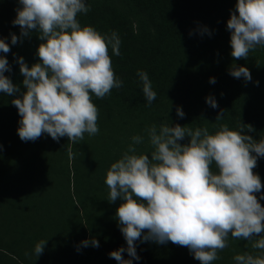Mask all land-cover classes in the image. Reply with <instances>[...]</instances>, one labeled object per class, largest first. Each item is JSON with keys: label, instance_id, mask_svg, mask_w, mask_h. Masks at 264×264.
Segmentation results:
<instances>
[{"label": "clouds", "instance_id": "obj_1", "mask_svg": "<svg viewBox=\"0 0 264 264\" xmlns=\"http://www.w3.org/2000/svg\"><path fill=\"white\" fill-rule=\"evenodd\" d=\"M18 2L13 24L20 27L22 37L35 31L43 41L36 52L39 62L29 67L22 57L16 58L25 89L11 101L20 116L19 138L35 141L46 133L54 141L67 137L75 144L85 133L97 134L98 109L92 94L104 98L113 88L123 86L109 56V46L114 55H121L118 34L101 35L91 26L82 27L77 16L89 11L84 0ZM226 28L231 56L247 59L251 50L264 46V0H236ZM18 40L10 34L12 45ZM9 51V44L0 39V52ZM7 71H11L8 61L0 56V93L11 96L20 88L4 75ZM229 74L252 79L248 68L235 64ZM137 75L150 105L157 94L146 72ZM209 82L214 84L215 78ZM205 101L218 107L211 95ZM176 114L185 115L180 107ZM222 115L223 111L216 119ZM242 126L254 131L251 125ZM244 130H230L225 124L209 134L207 128L154 124L146 130L150 155L137 154L136 145L143 143V137L133 136L127 150L111 163L104 181L109 202L122 201L116 218L127 245L111 251L110 257L118 264H132V259L139 260L136 241H170L186 247L200 264H212L218 259V250L228 247L229 235L236 240L255 238L252 248L264 250V207L254 195L261 192L262 185L253 172L257 158L264 157V139L254 140ZM185 137L188 143H180ZM69 156H73L71 149ZM45 242L35 245L36 257L43 253ZM81 245L99 247V242L84 240ZM124 252L132 259H124ZM233 259L236 264H264V256L247 252Z\"/></svg>", "mask_w": 264, "mask_h": 264}, {"label": "rangeland", "instance_id": "obj_2", "mask_svg": "<svg viewBox=\"0 0 264 264\" xmlns=\"http://www.w3.org/2000/svg\"><path fill=\"white\" fill-rule=\"evenodd\" d=\"M205 1L216 2L214 4L215 10L222 7V12L220 9L218 12L223 20L212 21L214 32L220 30L219 36L216 37L210 31V43L205 46L199 45L197 41L199 37L205 40L202 38L204 29L199 22L202 11L198 8H192L183 12V3L179 2V12L172 11L177 28L167 26L166 28L169 29L165 30L163 35L160 33L162 42L160 51L166 56L178 44V40L184 42V46L197 48L200 52L199 55L191 50V57L195 59L191 62L192 67L177 72V74L187 73L192 78L191 83H187V90L184 95L187 101L194 102V97L195 100L200 101L202 96L205 99L211 95L216 100L218 105L216 109H220V113L223 111V115L225 114L235 121L237 117L239 118V126L245 129L244 134L257 141L264 139V82L259 77L261 75L260 69L264 67V46H257L251 50L247 59L236 60L233 58L230 54V32L226 28V22L230 17V11H235L236 0ZM84 2L89 10L97 8L96 11L99 12V8H101L110 11L115 16L123 17L134 33L138 32V26L143 21L142 13L134 5L135 1L84 0ZM19 7L16 0H8L7 5L0 8L2 10L0 39H3L10 47L8 53L0 52V56L7 59L11 68V71L5 72L4 75L10 80L14 78L13 84L20 88V92L0 98V156L2 157L0 160V185L5 183L0 191V200L3 198V203L0 204V214L2 215L0 216V242L3 245L14 247L20 256L15 257L14 260L22 262L21 264H118L115 259L110 257L109 253L120 248L119 244L109 238L105 239L103 234H96L89 239V241L97 240L99 247H92L91 245L83 247L81 242L88 240V238H82L80 234L72 240L75 233H72L70 226L66 224V219L70 217L69 209L61 206L64 207V203L69 206L70 198L74 195L72 165L73 163L77 164L74 158H79L82 177L78 192L86 203L90 218H101L106 214L104 208L114 204L112 202L106 204L109 189L104 182L105 177L99 174V170L106 174L111 163L118 160L127 150L129 144L132 143L131 138L133 136L143 137V143L136 145L137 154L150 155L152 149L148 144L146 130L154 124L157 126L169 124L171 126L173 122L167 123L166 120L162 119L163 107H155L152 110L141 109V113H138L139 110L131 112V109L127 108L128 104L134 100L141 101L142 107L144 103H147L142 92V81L135 79L133 95L128 94V90L126 93L128 95H120L118 88H113L110 94L104 98H97L92 94V102L98 109L97 126L99 132L97 134L89 136L85 133L84 139L75 144L68 141L67 137H61L58 141H54L46 133L35 141H22L17 133L20 116L16 107L11 103L13 98H19L20 94L25 91L22 84L23 76L19 72L16 56L22 57L25 63L31 67L32 63L28 61V57H33L35 63L39 62L36 52L38 45L43 41L38 38L35 31L27 37L21 36L20 27L13 24L17 14L16 9ZM149 28L142 30L144 35L153 33L152 29ZM196 32H199L198 38ZM10 34H15L19 38L17 44H11ZM214 37H216V42L212 40ZM233 64L248 68L251 73V81L232 77L229 74V69ZM8 72L13 73L12 78ZM147 74L149 80H152L153 75ZM182 75L180 76L182 77ZM167 77L171 79L172 76L167 75ZM210 78H215L214 84L209 82ZM130 89L132 90V87ZM111 97L113 102L123 108L124 111L121 118H116L118 127L115 129L102 125L109 118L110 113L108 111L110 105L103 104L105 103L103 100ZM177 104L182 109V105ZM208 107L212 108L209 105ZM168 109L171 110L172 108L168 106ZM242 125H251L254 131L248 132L246 126ZM196 128H198L197 124L193 121L192 129ZM69 149L73 153L71 158ZM253 155L255 154L253 153ZM102 160L106 161L105 165H101V169L96 168L98 162H102ZM9 165L12 166L11 169ZM104 166L106 168L103 170ZM253 172L260 177L262 185L261 192L254 193V195L264 207V199H260L261 195H264V157L257 158V166ZM118 200L122 202L120 199ZM19 201L27 202V207L24 210H20ZM10 203L13 205L10 206ZM118 206L119 204L115 206V215ZM4 219L6 220L3 221ZM30 221L40 231L37 240L32 241V246L25 239L16 245H12L10 243L11 238L20 236L19 233L11 232L12 227L16 225L20 230ZM7 222L10 226H3ZM42 225H44L43 228ZM41 240H46L44 250L42 254L36 257L34 247ZM254 241L255 238L252 241L236 240L229 235L228 247L218 250V259L212 261V264H236L233 257L245 252L254 256H264V250L252 248ZM136 253L139 260L132 259L127 252L122 253V255L124 259H132V264H159L154 262L157 261L158 255L169 257L170 254L174 256L175 260H181L179 264H183L182 260L189 259L191 261L194 259L186 247L174 245L170 241L165 244L137 241ZM192 264H200V262L196 260Z\"/></svg>", "mask_w": 264, "mask_h": 264}, {"label": "trees", "instance_id": "obj_3", "mask_svg": "<svg viewBox=\"0 0 264 264\" xmlns=\"http://www.w3.org/2000/svg\"><path fill=\"white\" fill-rule=\"evenodd\" d=\"M135 1L134 5L136 9L139 10L143 15V21L140 22L138 26V32L134 33L131 29V26L127 23V20L123 17L115 16L110 11L99 8V12H97V8L90 9L86 14L81 13L78 14L77 19L80 22L81 26H91L95 30H97L101 35H107L111 32H116L121 40L120 44V56H116L112 53L111 47L109 46V56L112 60V68L116 75V77L123 81V86L120 89V95H133V87L135 84V79L140 78L137 75L138 71H144L149 73L151 76L153 75V79L150 80L153 86V91L156 92V99L149 105L148 102L144 103L143 107L141 101L134 100L128 104V109L132 111L139 110L138 113H141V109H150L152 110L155 107H163L162 110V119L168 123L173 122L171 125L179 124L186 128H193V121L196 122L198 128H207L209 134H214L216 131L220 129L221 125H227L230 130L239 131L241 126H239V118H236V121L230 117H227L225 114L222 115L220 119H216L220 114V109H214L208 107L204 96L200 98V101L193 99L194 102L187 101V98L184 96L185 91L187 90V83H191V76L187 73L177 74L181 70L188 69L191 66V62L193 60L191 57V50L194 51L197 55L200 54L197 48H192L190 46H184V42L178 40V44L173 47L171 52H168L166 56L161 53V35L165 32V30L169 28L176 27V20H174L172 16V11L175 10L179 12V2L183 3V12L191 10L192 8H198L202 11V15L199 18V22L201 23L203 29L207 28L208 32H213L216 37L219 36L220 30H215L214 32V24L212 21L220 20L222 21V16L220 17V12H222L221 8L214 9V4L216 2H206L205 0H130ZM18 6H20L18 0H16ZM8 0H0V8L6 6ZM2 10L0 9V15ZM1 17V16H0ZM1 19V18H0ZM169 28H166V27ZM152 27V28H149ZM152 29L153 33L149 35H144L143 29ZM177 28V27H176ZM1 29V26H0ZM142 31V33H141ZM208 32H202L205 40L199 37V32L197 33V41L199 45L205 46L210 42V35ZM174 37V36H173ZM171 37V38H173ZM216 37L214 40L216 42ZM160 43V45H158ZM201 47V46H199ZM17 58V56H16ZM28 61L34 64V58L28 57ZM182 64V65H181ZM19 65V64H18ZM162 69V71H159ZM165 69V72H163ZM261 75L259 76L261 81L264 82V67L260 69ZM10 78L13 77V73L8 72ZM167 75L172 76L171 79L167 77ZM14 78L11 80L13 81ZM142 83V82H141ZM132 87V90L130 89ZM127 90L129 91L128 94ZM8 94L0 93V98L6 97ZM106 105H110L108 107L109 118L106 119L105 125L107 128L115 129L118 127V120L116 118H121L124 113L123 108L118 106L115 102H113L112 97L106 98ZM177 103L182 105L183 112L185 113L183 118H180L176 114V108L178 107ZM141 104V105H140ZM168 106L172 109L169 110ZM153 115V114H151ZM174 115V116H173ZM113 119V120H112ZM161 121V120H159ZM206 124V125H205ZM104 127V126H102ZM180 143H188V137H185L184 140L180 141ZM2 157L0 156V160ZM76 161V165L73 163L72 165V186L74 190V195L70 198L69 206L67 203H64V207L62 208L69 209V219H66V224L70 226V231L75 233L72 236V240L80 234L82 238L86 237L88 240L95 236L96 234H103L102 236L106 239H111L119 244V247H127L126 241L123 238L122 233L119 230L118 219L115 215V206L120 204L121 202L117 199L115 202H112L114 205H110L109 207L104 208V212L106 213L101 218L96 217L95 219L90 218V213L88 208L86 207V203L83 201L82 197L78 192V186L82 181L81 177V169L79 165V158H74ZM105 159V158H104ZM85 160V156H84ZM106 161L102 160L98 162L96 168L101 169V165H105ZM10 169L12 168L9 165ZM103 167V166H102ZM106 168L104 166L103 170ZM213 171L215 170L213 166ZM99 174H102L103 177L106 175L103 171L99 170ZM5 186V183L0 185L1 187ZM3 198L0 200V204L3 203ZM107 199L106 204H110ZM13 204L10 203V206ZM18 206H20V210H24L27 207L26 201H19ZM71 209H70V208ZM49 213V211H48ZM0 216H2L0 214ZM26 219H30L25 217ZM4 219L3 221H5ZM9 221V220H8ZM25 222V220H23ZM22 222V223H23ZM49 223L53 225L50 221ZM10 226L9 222L5 225ZM44 225H42V228ZM37 226L33 225V222L30 221L26 226H23L22 229H18L17 226L12 227V231L14 233H19V237H13L10 240L12 245L18 244L22 239H25L27 243L31 246L32 241L37 240L39 236V229ZM1 241V239H0ZM70 245L72 243L71 239L69 241ZM137 241L135 242V244ZM160 250V249H159ZM164 251V250H163ZM160 254V253H157ZM19 256L18 252L14 250V247H9L3 245L0 242V264H21L22 262L14 260ZM157 261L155 263L159 264H176L181 263V260H175L174 256L170 254L169 257H163L162 255L157 256ZM193 263L196 260L191 259ZM189 259L182 260L184 263L192 264ZM198 263V262H197Z\"/></svg>", "mask_w": 264, "mask_h": 264}]
</instances>
